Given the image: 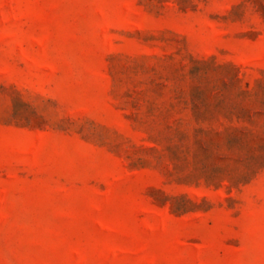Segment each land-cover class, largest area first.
Listing matches in <instances>:
<instances>
[{"label":"rangeland","instance_id":"374dc122","mask_svg":"<svg viewBox=\"0 0 264 264\" xmlns=\"http://www.w3.org/2000/svg\"><path fill=\"white\" fill-rule=\"evenodd\" d=\"M0 264H264V0H0Z\"/></svg>","mask_w":264,"mask_h":264}]
</instances>
